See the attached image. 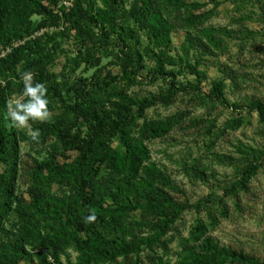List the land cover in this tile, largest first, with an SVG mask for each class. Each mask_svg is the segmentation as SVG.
I'll use <instances>...</instances> for the list:
<instances>
[{
    "label": "trees",
    "instance_id": "16d2710c",
    "mask_svg": "<svg viewBox=\"0 0 264 264\" xmlns=\"http://www.w3.org/2000/svg\"><path fill=\"white\" fill-rule=\"evenodd\" d=\"M128 1L74 0L69 11L61 8L60 15L54 10L59 0H0V264H50V256L59 264H139V260L128 258L139 255L143 248L160 245L168 252V243L174 239L166 241L169 229L190 209L199 216L189 235L180 238L177 259L172 262L158 256L152 264H264L254 255L221 245L208 234L218 223L209 200L177 201L169 189L178 190V186L168 172L151 161L146 143L169 134L181 120L177 114L149 120L146 111L158 103L171 104L183 91L205 94L203 82L208 74L200 66L205 56L215 55L216 50L227 52L228 39L235 32L226 26H206L198 36L186 31L183 48L186 53L195 50V62H191L169 54L176 20L189 30L209 3L215 9L221 0H133L127 7ZM117 28L127 48L124 57L112 47L111 33ZM42 29L47 30L38 34ZM138 30L148 37L145 52L155 60L145 76V54L133 46ZM70 31L79 42L72 70L82 64L89 70L98 67L102 57L115 56L122 66L119 85L111 83V71L103 75L100 68L91 78L82 74L75 82L68 81L66 69L60 73L51 70L60 52L65 53L59 38ZM17 42L21 43L15 45ZM8 48L10 51L2 55ZM178 64H184V68L176 69ZM184 69L194 75L193 80L179 82L178 75ZM24 70L32 71L37 80L47 84L50 112L56 102L62 109L49 121L33 124L41 132L40 142L35 144L52 141L47 156L36 159L28 199L17 191L21 134L9 128L6 119L7 98L15 88L18 94L23 88L21 83L15 86L13 78ZM222 70L226 76L212 82L215 98L225 106L240 107L230 103L225 94L227 79L236 83L240 76L229 71L227 65ZM160 77L167 80L160 93L143 97L130 93L142 78L155 82ZM245 107L264 122L263 101L250 100ZM243 122L244 118L232 119L228 128L238 129ZM117 139L120 147L113 145ZM237 149L251 154L254 160H245L246 166L236 168L239 181L226 188V194L240 206V192L255 175L260 152L243 143ZM222 159L231 160V156L223 155ZM101 166L108 176L101 175ZM219 202L215 210L222 217L228 216L227 202L223 198ZM91 208L96 209L97 219L85 223L83 217ZM137 210L153 218L131 220V212ZM203 210L207 219L200 215ZM12 213H17V221L11 228L6 220ZM107 226L113 228V234ZM139 228H148V232H139ZM71 247L77 252L75 258L69 252Z\"/></svg>",
    "mask_w": 264,
    "mask_h": 264
},
{
    "label": "rangeland",
    "instance_id": "374dc122",
    "mask_svg": "<svg viewBox=\"0 0 264 264\" xmlns=\"http://www.w3.org/2000/svg\"><path fill=\"white\" fill-rule=\"evenodd\" d=\"M132 1L129 0L126 6L129 7ZM213 6V3H209L201 12L197 24L189 30L182 27L180 21L176 20L177 26L171 34L172 44L168 49L169 54L177 59L187 58L195 62V50L190 49L186 53L183 48L186 31H191L198 36L200 30L206 26H226L234 30L233 37L228 39L229 48L227 52L216 50L215 55L205 56L204 64L200 66L206 69L208 74V78L203 82L205 94L200 96L193 91H183L171 104L158 103L146 111V117L149 120H159L172 114L181 116L180 122L169 134L146 140V143L151 150V161L168 172L178 186V190L169 189L177 201L196 203L209 200L208 204L213 206L218 223L209 230L208 234L217 239L221 245L254 255L264 261V122H259L257 113L245 107L250 100L259 99L264 102V0H221L220 6L215 9ZM34 18L38 20L39 17ZM126 23L130 24L127 21ZM119 30L117 28V31L111 33L112 47H116V51L124 57L127 48L118 36ZM74 34V31H70L65 37L59 38L65 53L60 52L51 70L60 73L66 69L68 81L75 82L82 74L91 78L96 68H100L103 75L111 71L114 75L111 83L114 86L119 85L122 66L115 56L102 57L98 67L89 70L85 69V64L72 70L71 67L75 63L73 56L79 47ZM148 43L145 32L138 30L133 46L145 54L143 76L151 72V68L155 66L153 57L145 52ZM225 65L229 71L240 76L236 83L227 79L225 89L229 102L238 103L240 107L221 104L212 91V82L226 76L222 70ZM170 67L168 63L167 68ZM175 68H184V64H178ZM242 76H245L244 80L241 79ZM17 79L13 78L15 86ZM193 79L194 75L189 69H184L178 75V80L182 83ZM166 82L167 80L161 77L155 82L142 78L141 83L131 87L130 93L138 97L160 93L166 87ZM13 93L19 95L18 89L15 88ZM60 105V102H56L51 115L62 111ZM236 118H244L242 125L238 129L228 128V122ZM18 132L21 134V161L17 191L28 199L36 159L47 156L49 143L52 140L45 144H35L28 140L24 131L18 130ZM240 143L259 150L260 159L259 167L247 189L240 192V206H236L231 197L226 194V188L239 181L236 168L241 169L247 165V162L254 161L251 154H245L241 149V151L237 149ZM113 145L120 147L121 142L117 139ZM223 155H230L231 160L224 161ZM2 169L3 167H0V170ZM100 170L102 176H108L104 167L101 166ZM196 170L199 171L196 172ZM203 176L206 180L202 178ZM54 189L57 190L58 186ZM221 198L229 207V214L226 217H222L219 211L215 210L220 207ZM200 215L207 219L205 210ZM198 216L195 209H190L181 215L172 229H169L166 241L170 237L174 239L168 243L167 253L163 246L155 245L153 248H143L139 255H130L128 261L139 260L142 264H152L156 263L160 256L174 262L181 250L180 238L189 235ZM152 218L151 214L141 210L130 214L131 220ZM6 221L12 228L17 221V213H12ZM106 229L113 234L111 226H107ZM143 231L147 233L148 228L144 230L139 228V232ZM69 252L72 258L76 257L77 252L74 247H71ZM62 258L65 260L64 256Z\"/></svg>",
    "mask_w": 264,
    "mask_h": 264
},
{
    "label": "clouds",
    "instance_id": "9594fccd",
    "mask_svg": "<svg viewBox=\"0 0 264 264\" xmlns=\"http://www.w3.org/2000/svg\"><path fill=\"white\" fill-rule=\"evenodd\" d=\"M15 82L21 83L23 88L19 95L13 93L6 100L8 127L24 131L32 142L39 143L41 132L34 128L33 124L51 119L48 86L45 82L37 80L30 70L18 71V79ZM96 219L95 208L89 209V214L83 217L85 223L95 222ZM49 261L52 264L51 257Z\"/></svg>",
    "mask_w": 264,
    "mask_h": 264
},
{
    "label": "built area",
    "instance_id": "2783aa9c",
    "mask_svg": "<svg viewBox=\"0 0 264 264\" xmlns=\"http://www.w3.org/2000/svg\"><path fill=\"white\" fill-rule=\"evenodd\" d=\"M73 2H74V0H59V4H58V6L54 7V10H55V12L62 15L61 8H64L66 11H69L71 9V7L73 6ZM45 30H47V29H42L41 31L38 32V34L43 33ZM19 43H21V42H17V43H15V45H18ZM7 51H10V48L3 51L2 55H4ZM51 258H52V264H59L57 261H55V259L53 257H51ZM114 264H129V263L120 262V263H114ZM139 264H142V263H139Z\"/></svg>",
    "mask_w": 264,
    "mask_h": 264
}]
</instances>
